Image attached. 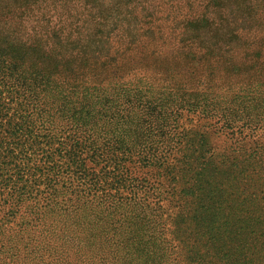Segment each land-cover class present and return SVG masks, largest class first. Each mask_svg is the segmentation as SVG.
<instances>
[{
    "label": "rangeland",
    "instance_id": "rangeland-1",
    "mask_svg": "<svg viewBox=\"0 0 264 264\" xmlns=\"http://www.w3.org/2000/svg\"><path fill=\"white\" fill-rule=\"evenodd\" d=\"M0 53L129 72L83 128L120 162L1 198L0 264H264V0H0Z\"/></svg>",
    "mask_w": 264,
    "mask_h": 264
},
{
    "label": "trees",
    "instance_id": "trees-1",
    "mask_svg": "<svg viewBox=\"0 0 264 264\" xmlns=\"http://www.w3.org/2000/svg\"><path fill=\"white\" fill-rule=\"evenodd\" d=\"M117 59L103 63L89 60L84 66L88 70L71 73L65 60L49 63L23 53H0V200L31 196L33 185L40 181L54 191L56 176L63 172L70 180H87L85 185L90 188L97 167L104 160L120 162L116 159L119 154L113 131L97 136L84 133L83 129L96 125L97 115L107 116L98 105L102 104L100 99L108 83L128 87L124 79L129 72L113 68ZM258 68L263 69L262 65ZM115 74L119 82L115 81ZM126 94L129 102L138 98ZM168 114H174V110ZM66 121L74 129L69 139L57 141L58 131ZM58 155L68 160L66 166H57V172L50 164ZM155 157L150 154L148 163ZM74 193H79V189ZM59 202L63 209L65 204ZM74 205L75 202L68 206ZM216 237L213 235V240Z\"/></svg>",
    "mask_w": 264,
    "mask_h": 264
}]
</instances>
